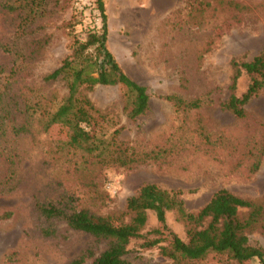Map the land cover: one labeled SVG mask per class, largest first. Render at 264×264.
<instances>
[{"label":"rangeland","instance_id":"rangeland-1","mask_svg":"<svg viewBox=\"0 0 264 264\" xmlns=\"http://www.w3.org/2000/svg\"><path fill=\"white\" fill-rule=\"evenodd\" d=\"M18 2L0 0V264H71L87 250L106 248L105 241L42 216L37 205L43 203L127 222V199L144 183L180 191L192 212L222 189L264 203V94L246 104V117L222 106L232 62L252 60L264 46V0H181L165 14L141 0H103L107 47L126 75L146 87L149 110L128 119L123 90L115 85L84 93L99 110L105 135L120 128L118 140L132 152L157 154L132 169L100 165L69 147L62 124L42 128L45 114L67 93L63 81L45 76L71 54L75 40L82 41L91 21L100 27L99 11L80 15L74 0ZM248 83L242 73L235 94ZM170 95L199 100L200 107L177 109L165 99ZM147 217L145 237L130 241L126 258L172 264L158 246L171 244L170 234L186 240L185 225L172 212L164 227L155 212ZM155 228L161 233H150ZM155 238L156 245H143ZM249 243L264 250V234L251 232ZM246 264L262 263L254 258Z\"/></svg>","mask_w":264,"mask_h":264},{"label":"trees","instance_id":"trees-1","mask_svg":"<svg viewBox=\"0 0 264 264\" xmlns=\"http://www.w3.org/2000/svg\"><path fill=\"white\" fill-rule=\"evenodd\" d=\"M92 8L99 11L102 24L99 28L94 21L87 25L82 41L75 40L71 54L62 64L45 76L46 80L59 79L64 82L67 93L57 109L47 112L42 121L43 130L51 125L62 124L69 131L67 144L97 159L103 166L132 169L148 159H156V153L136 154L122 142L118 135L120 128L105 135L99 127L100 119L84 91L97 85H115L123 90L127 118L135 121L149 110V95L146 87L136 83L114 58L107 47L108 16L103 0H91ZM18 5L23 7L22 0ZM79 13V12H78ZM84 15L83 13H79ZM233 76L229 86L230 94L222 104L225 109L238 117L247 116V103L257 95L264 94V46L252 60L232 62ZM246 73L249 83L244 92L235 94L236 81ZM1 98V92H0ZM165 99L177 109H196L199 100H183L170 95ZM100 129V130H98ZM129 221H114L112 216L101 215L88 209H75L52 202L38 206L47 219L62 220L74 231L86 233L96 241H105L106 248L95 254L87 250L71 264H132L127 258V246L133 239H141L146 224L147 211L155 212L162 227L168 213H175L186 227V240L172 236L171 244L158 246L161 256L172 264H246L258 258L264 264V250L249 243V234L259 230L264 234V203L236 196L228 190L215 192L197 212L188 211L180 191L163 189L155 183H144L137 193L127 199ZM246 210V212H244ZM51 235L53 230L44 229ZM150 233L160 234L159 228ZM160 238L145 240L143 245L153 246Z\"/></svg>","mask_w":264,"mask_h":264},{"label":"crops","instance_id":"crops-1","mask_svg":"<svg viewBox=\"0 0 264 264\" xmlns=\"http://www.w3.org/2000/svg\"><path fill=\"white\" fill-rule=\"evenodd\" d=\"M145 7H149L154 11L168 13L176 8L181 0H141Z\"/></svg>","mask_w":264,"mask_h":264},{"label":"built area","instance_id":"built-area-1","mask_svg":"<svg viewBox=\"0 0 264 264\" xmlns=\"http://www.w3.org/2000/svg\"><path fill=\"white\" fill-rule=\"evenodd\" d=\"M73 4L74 9L79 13H83L84 15H87L90 12L89 10L93 7L91 0H74Z\"/></svg>","mask_w":264,"mask_h":264}]
</instances>
